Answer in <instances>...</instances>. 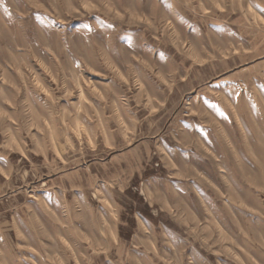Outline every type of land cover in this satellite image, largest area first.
<instances>
[{
  "label": "rangeland",
  "instance_id": "1",
  "mask_svg": "<svg viewBox=\"0 0 264 264\" xmlns=\"http://www.w3.org/2000/svg\"><path fill=\"white\" fill-rule=\"evenodd\" d=\"M0 264H264V0H0Z\"/></svg>",
  "mask_w": 264,
  "mask_h": 264
}]
</instances>
